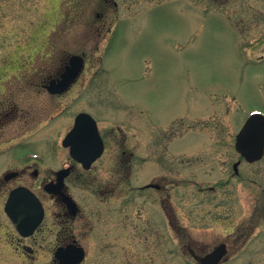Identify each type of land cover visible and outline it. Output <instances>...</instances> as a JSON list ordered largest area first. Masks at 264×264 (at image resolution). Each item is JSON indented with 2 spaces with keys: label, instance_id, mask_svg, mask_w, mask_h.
Wrapping results in <instances>:
<instances>
[{
  "label": "rangeland",
  "instance_id": "1",
  "mask_svg": "<svg viewBox=\"0 0 264 264\" xmlns=\"http://www.w3.org/2000/svg\"><path fill=\"white\" fill-rule=\"evenodd\" d=\"M114 1L117 6L103 0H0V174L10 158L26 151L64 162L62 140L81 109L93 110L105 124L127 123L124 134L115 130L107 137L115 143L125 137L122 149L129 153L139 130L124 119L133 117L129 104L137 102L154 115L148 150L138 144L142 158L151 154L150 171L167 172L170 165L185 175L171 198L172 220L182 228L167 238L157 199L136 195V169L122 168L127 156L109 145L98 163L105 218L94 228L109 249L102 262L199 264L227 242L222 264H264V156L248 162L235 147L250 114H264L259 0ZM81 53L87 56L81 81L99 73L87 94L74 99L78 86L51 98L41 80ZM10 141L23 143L11 149ZM51 141L58 147L52 154ZM129 172V180L118 181L119 173ZM5 198L3 193L0 235L6 231ZM126 215L139 227H123ZM7 250L0 243V264H24L13 255L2 257Z\"/></svg>",
  "mask_w": 264,
  "mask_h": 264
},
{
  "label": "flooded vegetation",
  "instance_id": "2",
  "mask_svg": "<svg viewBox=\"0 0 264 264\" xmlns=\"http://www.w3.org/2000/svg\"><path fill=\"white\" fill-rule=\"evenodd\" d=\"M259 2L260 11L264 14V0H259ZM103 3L105 5L113 3L117 6V2L114 0H103ZM228 17L230 18V16ZM229 18H227L228 21ZM230 27L236 30L232 25ZM79 56L83 59L82 67L65 91L52 92L50 86L53 81L59 83L69 66L74 68L76 63L70 65V57L67 62L63 61L55 76L41 80V87L45 88L51 98L73 92L78 86L80 89L74 93V99L87 94L88 87L95 81L99 73L97 70H93L89 78L81 81L86 68L87 56L85 53H81ZM129 105L133 117L130 115L132 118L124 120L126 122L133 121L132 125L130 124L131 129L139 130L138 139L143 142L144 150L147 151L150 134L153 131L151 129L153 128L154 115L148 106L140 105L137 102H131ZM82 112H87L93 117L94 125L89 118H85L86 120L82 122L81 126L84 133L73 134L67 146L62 140L63 147L68 151L64 162H52L42 153L38 154V158H34L29 154L37 152L26 151L22 154L19 153L14 160L13 157L10 158L12 161L8 164L11 166L1 172L0 196L3 193L6 194L3 209L7 220L4 223L6 231L0 235V243L8 249V252L1 253L2 257L5 254L13 255L22 260L24 264H35L39 261H44L41 264H85L87 261L89 264H101L100 261L102 262V256L104 257L108 245L105 235L103 234L104 237H102L100 234L101 230L99 233L94 230L98 225L102 227V217L105 218V213H102V194H106V191H102V167H98V163L107 154L109 145L110 149L116 145V152L119 153L122 150V153L127 156L122 163V168L136 169L135 176L131 173L132 186L133 189L135 188L136 195L157 199L162 218L159 225L163 228L167 238H170L171 235L175 238V230L182 228V224L179 226L172 220L171 198L174 195L172 191L176 187L180 188L186 179L183 170L169 165L167 172L154 174L150 171L153 165L149 163L151 159L148 155L151 154L146 153L145 158L141 157L143 154L142 150L140 151V140L135 142V149L128 153L126 148L122 149L126 144L125 137H118L121 141H116V143L110 138L108 139L107 135L113 134L115 130L122 131L123 127L126 129L127 123L120 121L114 125L115 123L111 121L105 124L104 121L107 120H102V117L97 116L90 109H81L74 114L72 126L67 134L74 129L77 116ZM103 127L109 129L108 134L104 133ZM173 133L175 135L176 131ZM173 133L169 131L167 136L173 137ZM21 143L23 142L10 141L8 144L11 146L8 148H17V145H21ZM49 148L51 154L55 152L56 148L58 149L53 141L49 143ZM138 160L141 162L137 163ZM238 173L236 172V174ZM129 178L130 172L118 174V181L129 180ZM18 187H24L26 189L24 192L30 195L25 193L24 199L21 200L28 203V209L22 213H16L19 218L17 223L21 230L16 227L5 211L10 194ZM79 191L83 194L86 192L87 196L81 197ZM110 191L120 194L122 192L121 189ZM90 203H95V205H90ZM127 218L126 215L122 223L123 227H139L138 223L129 224ZM160 238L156 237L157 241H160ZM162 241L164 240L162 239ZM223 243H226L228 247L227 242ZM228 253L223 257L224 259L227 258ZM102 264L105 263L102 262Z\"/></svg>",
  "mask_w": 264,
  "mask_h": 264
},
{
  "label": "water",
  "instance_id": "3",
  "mask_svg": "<svg viewBox=\"0 0 264 264\" xmlns=\"http://www.w3.org/2000/svg\"><path fill=\"white\" fill-rule=\"evenodd\" d=\"M79 70L78 66H76L71 72H67L64 75V81L62 85L67 86L75 77L77 71ZM75 132V131H73ZM68 135L66 140L64 141L65 144H68L69 140L71 139V135ZM236 148L237 150L242 153L246 157L248 161H255L260 159L264 154V115L260 113L252 114L247 121L245 122L244 126L240 130L237 135L236 141ZM238 164H235V168H237ZM20 190L17 189L14 191L7 204V211L10 216L14 214L15 208H18V200L20 199ZM20 208H18V211ZM11 216V217H12ZM227 252L226 245L222 244L206 256L201 258V264H219L222 257Z\"/></svg>",
  "mask_w": 264,
  "mask_h": 264
}]
</instances>
